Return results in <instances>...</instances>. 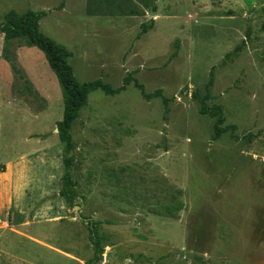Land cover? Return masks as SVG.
Returning a JSON list of instances; mask_svg holds the SVG:
<instances>
[{
	"label": "rangeland",
	"instance_id": "1",
	"mask_svg": "<svg viewBox=\"0 0 264 264\" xmlns=\"http://www.w3.org/2000/svg\"><path fill=\"white\" fill-rule=\"evenodd\" d=\"M12 10L46 12L78 82L131 74L169 101L90 94L69 206L62 87L40 49L0 34V264H87L89 222L98 264H264V0H0V23ZM210 79L234 135L216 139L193 97Z\"/></svg>",
	"mask_w": 264,
	"mask_h": 264
},
{
	"label": "trees",
	"instance_id": "2",
	"mask_svg": "<svg viewBox=\"0 0 264 264\" xmlns=\"http://www.w3.org/2000/svg\"><path fill=\"white\" fill-rule=\"evenodd\" d=\"M44 16H46V12L34 13L29 10L23 14H18L16 11L12 10L0 23V34L4 36L5 41L9 42L25 39L28 46H35L40 49L44 53L50 68L55 73L62 87L64 116L63 120L57 125L59 138L65 147V157L63 159L65 174L63 177L61 196L69 206H73L77 198V192L76 182L72 178V166L75 160L73 152L75 148L71 130L73 124L79 118L81 110L87 106L90 94L96 90H101L107 95H116L124 91L128 85L134 84V86L141 91L145 100L161 98L165 106L168 105L169 100L163 96L161 90L156 91L154 94H147L145 92V87L134 79L131 74L125 78L123 86L118 89H113L100 79L85 83L78 82L74 75L73 68L69 63V58L72 56V53L65 46L58 44L41 31L40 21ZM143 31L147 33L148 27L143 26ZM241 50V46L237 47L233 52L226 55V59L230 60L232 58H237ZM212 86L213 79H210L206 86L207 92L204 96H200L197 91L193 94V97L200 103V113L215 119L214 137L216 139L221 138L229 131L234 135L237 127L235 125L225 126L226 118L223 107L209 105V101L213 99L211 94ZM234 137L238 139L236 136ZM89 227L91 242L94 246V257L87 264H98L102 260L104 247L98 235V226H93V224L89 222Z\"/></svg>",
	"mask_w": 264,
	"mask_h": 264
},
{
	"label": "crops",
	"instance_id": "3",
	"mask_svg": "<svg viewBox=\"0 0 264 264\" xmlns=\"http://www.w3.org/2000/svg\"><path fill=\"white\" fill-rule=\"evenodd\" d=\"M9 164H10V162H9ZM0 181L1 182H6L8 189H10V166L8 168L6 177L2 178V180H0ZM9 217H10V214H9Z\"/></svg>",
	"mask_w": 264,
	"mask_h": 264
},
{
	"label": "water",
	"instance_id": "4",
	"mask_svg": "<svg viewBox=\"0 0 264 264\" xmlns=\"http://www.w3.org/2000/svg\"><path fill=\"white\" fill-rule=\"evenodd\" d=\"M56 131L59 132L58 129Z\"/></svg>",
	"mask_w": 264,
	"mask_h": 264
}]
</instances>
